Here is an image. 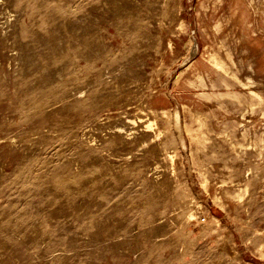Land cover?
I'll return each instance as SVG.
<instances>
[{
    "label": "rangeland",
    "instance_id": "obj_1",
    "mask_svg": "<svg viewBox=\"0 0 264 264\" xmlns=\"http://www.w3.org/2000/svg\"><path fill=\"white\" fill-rule=\"evenodd\" d=\"M0 264H264V0H0Z\"/></svg>",
    "mask_w": 264,
    "mask_h": 264
}]
</instances>
